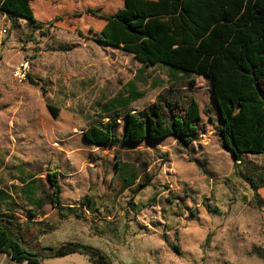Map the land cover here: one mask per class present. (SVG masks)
<instances>
[{
  "label": "rangeland",
  "instance_id": "rangeland-1",
  "mask_svg": "<svg viewBox=\"0 0 264 264\" xmlns=\"http://www.w3.org/2000/svg\"><path fill=\"white\" fill-rule=\"evenodd\" d=\"M124 6L43 0L33 6L36 23L0 12V213L15 211L33 249L81 242L102 247L113 264H224L245 250L264 256V242H256L264 240L263 206L253 194L264 187V156L236 159L225 150L211 80L147 68L99 41L106 21L89 10L115 14ZM169 92L200 104L204 131L190 146L174 136L131 145L124 118H116L117 146L83 137L90 125L141 112ZM55 172L58 209L46 204ZM70 258L63 264H92ZM0 264L26 263L0 253Z\"/></svg>",
  "mask_w": 264,
  "mask_h": 264
},
{
  "label": "trees",
  "instance_id": "trees-1",
  "mask_svg": "<svg viewBox=\"0 0 264 264\" xmlns=\"http://www.w3.org/2000/svg\"><path fill=\"white\" fill-rule=\"evenodd\" d=\"M32 1L0 0V12L36 23ZM89 12L106 21L96 33L105 45L132 54L147 68L162 65L211 80L225 150L236 159L264 156V0H125L115 14ZM139 98L122 100L120 109ZM50 110L57 115L56 108ZM116 118H124V141L134 146L174 136L188 147L204 131L196 98L171 93L160 95L141 112L126 110L105 124L90 125L85 139L97 146H117ZM49 179L53 191L47 194L46 204L58 209L59 173L49 174ZM14 213H0V253L13 261L41 264L79 254L92 264H113L106 253L81 242L31 248ZM173 247L180 253V246Z\"/></svg>",
  "mask_w": 264,
  "mask_h": 264
},
{
  "label": "crops",
  "instance_id": "crops-1",
  "mask_svg": "<svg viewBox=\"0 0 264 264\" xmlns=\"http://www.w3.org/2000/svg\"><path fill=\"white\" fill-rule=\"evenodd\" d=\"M52 1V0H50ZM39 2H43V0H35V1H32V7L33 6H36L37 4H39ZM46 5V2L44 3ZM44 5V6H45ZM37 18V17H36ZM38 20V18H37ZM51 20V19H50ZM39 21V20H38ZM48 21V20H46ZM121 50V49H120ZM132 55V54H131ZM159 66V65H158ZM122 104V101L121 103H119V107H117V109H120V106ZM84 135V133H83ZM84 137V136H83ZM85 138V137H84ZM86 140V139H85ZM90 143V142H88ZM91 144V143H90ZM106 147V146H105ZM253 194H258L260 196V201H258V205H262L263 208V217H262V223L259 224L260 228H262L264 230V187H260L258 189V191H256V189L253 191ZM257 225V224H256ZM257 227V226H256ZM264 239V238H263ZM231 240V239H230ZM230 240L227 241L228 244H230ZM256 242H264V240H261L260 236H257L256 237ZM227 244V245H228ZM90 246H93L95 248H98L100 249L101 251H103L104 253H107L102 247L100 246H97V245H90ZM4 254V253H2ZM4 255H7V254H4ZM73 255H76V254H73ZM73 255H70L68 257H64V258H54V259H46V260H51L50 264H63V262H67L71 259H74V258H70L71 256ZM229 255H231L230 257H228L226 259V262L224 264H264V256H260V255H249V252H245L242 254V257H238L237 256V253L233 254V253H229ZM239 255V254H238ZM8 256V255H7ZM83 256V255H82ZM9 257V256H8ZM10 258V257H9ZM11 259V258H10ZM12 260V259H11ZM13 261V260H12ZM13 262H16V261H13ZM16 263H19V262H16ZM26 264H28L27 262H25Z\"/></svg>",
  "mask_w": 264,
  "mask_h": 264
},
{
  "label": "water",
  "instance_id": "water-1",
  "mask_svg": "<svg viewBox=\"0 0 264 264\" xmlns=\"http://www.w3.org/2000/svg\"><path fill=\"white\" fill-rule=\"evenodd\" d=\"M213 89H214V87H213Z\"/></svg>",
  "mask_w": 264,
  "mask_h": 264
}]
</instances>
